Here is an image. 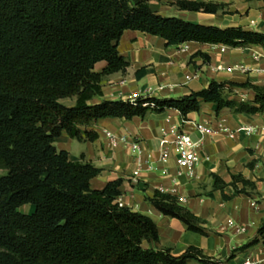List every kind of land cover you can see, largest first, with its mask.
<instances>
[{"label": "trees", "instance_id": "1", "mask_svg": "<svg viewBox=\"0 0 264 264\" xmlns=\"http://www.w3.org/2000/svg\"><path fill=\"white\" fill-rule=\"evenodd\" d=\"M180 10L216 13L222 4L175 0ZM125 30L161 37L165 45L185 42L229 47L258 45L264 33L240 25L220 28L164 16L149 0H0V264H218L195 246L179 255L169 248L151 249L158 240L154 221L119 205L121 179L94 189L100 169L72 161L54 141L62 132L77 141H93L88 129L101 118L144 119L176 110L186 120L201 104L232 113L264 112V87L211 80L207 87L178 98L137 97L91 100L102 96L104 75L124 72L128 61L117 50ZM204 61L208 56L203 53ZM104 62L96 72L97 63ZM145 69H139L137 76ZM233 88H249L252 99L230 97ZM68 99V102H64ZM213 187L230 185L236 194H256L242 174L226 184L212 174ZM240 184V185H238ZM159 213L182 221L203 235L204 221L167 192L145 198ZM31 205L30 212H21ZM264 239V220L257 229ZM254 239L233 252L254 245ZM230 254L229 258L233 256Z\"/></svg>", "mask_w": 264, "mask_h": 264}, {"label": "crops", "instance_id": "2", "mask_svg": "<svg viewBox=\"0 0 264 264\" xmlns=\"http://www.w3.org/2000/svg\"><path fill=\"white\" fill-rule=\"evenodd\" d=\"M192 1L212 2L223 7L216 13H204L180 10L175 0H149V5L164 16L220 28L240 25L264 33V0ZM117 50L128 61V66L124 72L102 77V96L92 99V103L146 96L178 98L207 87L211 80L249 81L264 87V48L258 45L229 47L198 42L165 45L161 37L125 30ZM199 53L206 54L208 61ZM104 66V62H99L94 70L99 72ZM142 68L145 72L137 76L136 72ZM253 94L249 88H233L230 97L252 99ZM196 122L206 123L213 132L200 134L194 127ZM221 127L228 128L234 136L228 137ZM246 127H252L249 134L244 133ZM171 128L188 133L198 142L199 161L192 176L177 164ZM88 129L97 133L95 140L77 141L62 132L54 145L65 150L70 160L90 162L100 169L90 181L92 188L101 189L109 181L122 180L116 202L149 216L158 231V240L144 241L143 247H165L173 255H179L187 246H195L218 264H242L247 257L264 264V252L260 249L264 239L257 235L264 220V112L232 113L228 108L216 111L213 103L204 102L198 112L188 113L186 120L176 110L167 109L144 119L137 116L128 120L101 118ZM104 130L135 139L139 153L133 152L127 144L111 147ZM163 150L169 152L165 160L160 158ZM238 173L255 183L256 194H236L227 185L223 192L229 198L223 199L221 191L213 187L212 174L228 184L231 175ZM155 190L174 195L179 204L204 221L207 234L190 231L182 221L159 213L145 199ZM256 238V244L233 252ZM186 264L199 263L189 260Z\"/></svg>", "mask_w": 264, "mask_h": 264}, {"label": "built area", "instance_id": "3", "mask_svg": "<svg viewBox=\"0 0 264 264\" xmlns=\"http://www.w3.org/2000/svg\"><path fill=\"white\" fill-rule=\"evenodd\" d=\"M133 100L134 99H132L131 101ZM194 127L200 134H211L213 132L212 128L203 122L194 123ZM220 130L224 132L228 137L234 136V133L228 128L221 127ZM251 131L252 127L244 128L245 134H249ZM169 132L170 134L174 135L172 143L175 146L178 166L183 169L188 176H192L194 167L199 161V155L196 151L198 142L194 141L188 133L179 131L177 128H171ZM103 134L108 140L111 147H116L118 144H127L133 152L139 153L138 142L135 139H132L127 135L118 136L108 130H104ZM168 156V150H163L160 154V158L162 160L167 159ZM118 204L121 205L120 203ZM260 249L262 252H264V243L260 244ZM242 264H259V261H254L247 257L246 259H244Z\"/></svg>", "mask_w": 264, "mask_h": 264}, {"label": "rangeland", "instance_id": "4", "mask_svg": "<svg viewBox=\"0 0 264 264\" xmlns=\"http://www.w3.org/2000/svg\"><path fill=\"white\" fill-rule=\"evenodd\" d=\"M68 99H65V103L68 102ZM4 171L0 169V175L3 173ZM32 210V206L31 205H23L19 208V211L21 212H30Z\"/></svg>", "mask_w": 264, "mask_h": 264}]
</instances>
